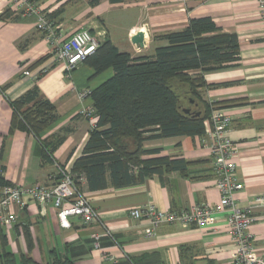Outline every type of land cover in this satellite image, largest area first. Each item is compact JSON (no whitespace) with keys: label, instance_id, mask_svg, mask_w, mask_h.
Returning <instances> with one entry per match:
<instances>
[{"label":"crops","instance_id":"1","mask_svg":"<svg viewBox=\"0 0 264 264\" xmlns=\"http://www.w3.org/2000/svg\"><path fill=\"white\" fill-rule=\"evenodd\" d=\"M38 4L63 38L88 30L99 42L110 40L119 51L134 56L154 55L165 44L155 40L156 36L181 31L192 19L211 18L222 32L237 35L240 63L205 72L206 85L200 89L195 107L224 108L231 117L228 137L237 145V176L244 184L236 195L237 206L250 210L256 218L250 231L256 250L264 256V207L254 203L264 197V22L258 0H44ZM8 9L13 15L0 18V172L4 169V177L12 185L54 184L59 179L58 167H72L93 129L92 121L81 115L83 110L94 109L93 101L81 93H90L108 81L113 70L96 74L82 63L67 73L64 63L52 59L51 46L37 30L35 17L17 15L9 0H0V16ZM141 31L145 33L144 48L131 41ZM44 69L48 71L41 75ZM35 89L39 100L52 102L58 113L41 139L15 121L14 105ZM183 91L181 96L187 89ZM57 137L62 142L46 158L41 140ZM144 149L152 153L143 159L187 161V176L164 171L143 183L115 187L109 182L107 188L91 191L83 175L80 191L100 220L85 226L72 218V227L66 229L51 203L15 209L17 222L0 226V264L4 254H12L18 262L26 256L48 263L53 251L71 264H231L233 244L223 215L214 226L165 224L153 238L145 237L146 222L129 215L132 208L147 204L160 211L179 212L219 202L212 158L203 136L147 140ZM106 230L111 236H104ZM94 234L103 235L99 247Z\"/></svg>","mask_w":264,"mask_h":264},{"label":"trees","instance_id":"2","mask_svg":"<svg viewBox=\"0 0 264 264\" xmlns=\"http://www.w3.org/2000/svg\"><path fill=\"white\" fill-rule=\"evenodd\" d=\"M12 15L8 9L0 18L7 19ZM155 40L165 44L158 46L152 56L121 52L110 40H105L99 42L95 54L84 62L94 68L96 74L112 69L113 76L89 93L97 124L91 130L81 156L71 167L79 190L83 175L91 191L105 189L109 182L115 187L143 183L153 175L162 176L164 171H177L187 176L189 163L183 159H143L152 153L144 149V143L204 134V120L212 109L208 104L195 107L200 89L206 85L203 74L237 66L241 60L239 39L236 34L222 32L211 18H198L190 20L185 29L156 36ZM184 88L187 91L181 96L179 92ZM14 107L15 121L39 139L58 119L56 106L49 100H39L37 89ZM185 109H190L191 113H186ZM41 141L46 150L44 156L49 158L62 138ZM3 173L4 169L0 172V187L12 185ZM21 258L18 262L12 254H4L1 263L71 264L56 251L52 252L48 263H39L32 257Z\"/></svg>","mask_w":264,"mask_h":264},{"label":"built area","instance_id":"3","mask_svg":"<svg viewBox=\"0 0 264 264\" xmlns=\"http://www.w3.org/2000/svg\"><path fill=\"white\" fill-rule=\"evenodd\" d=\"M17 15L35 17L36 27L51 46L54 62L64 63L66 72L71 73L87 58L95 54L99 41L88 31L78 30L68 38H63L45 12L33 0H9ZM260 16L264 22V0H258ZM47 69L41 74L47 73ZM25 75L31 73L25 71ZM89 92L83 91L85 97ZM81 115L92 121V128L96 127L97 117L94 109H87ZM231 117L224 108H214L210 116L204 120V134L202 135L210 151L213 172L216 177V187L220 200L216 204L193 205L188 209L176 211H160L154 205L147 204L132 208L129 215L146 222V238H153L160 226L179 223L182 226H214L219 215L226 217L228 233L233 244L231 264H264V256L259 254L254 246V238L250 228L256 218L250 210L237 206L236 195L244 189V184L237 176L238 156L237 145L228 137ZM59 179L54 184H35L33 186L7 185L0 187V226L11 227L17 222L15 209H25L30 204L45 206L51 203L57 210L61 227H72L71 219L78 218L82 225H91L100 220L99 213L91 205L87 197L78 189L71 174V167H58ZM255 205L264 207V197L255 200ZM104 236H111L106 230ZM103 235L94 234L97 241ZM109 260L114 261L113 257Z\"/></svg>","mask_w":264,"mask_h":264},{"label":"water","instance_id":"4","mask_svg":"<svg viewBox=\"0 0 264 264\" xmlns=\"http://www.w3.org/2000/svg\"><path fill=\"white\" fill-rule=\"evenodd\" d=\"M132 43L135 44L136 46H139V48H144L145 47V33L143 31L138 32L135 36L132 37L131 39ZM192 104L194 101H191ZM186 113H191L190 109H185ZM200 115V114H198Z\"/></svg>","mask_w":264,"mask_h":264}]
</instances>
